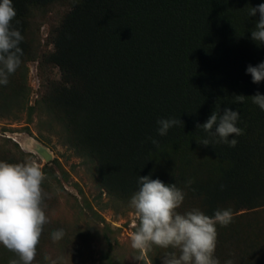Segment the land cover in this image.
Here are the masks:
<instances>
[{"label":"trees","instance_id":"16d2710c","mask_svg":"<svg viewBox=\"0 0 264 264\" xmlns=\"http://www.w3.org/2000/svg\"><path fill=\"white\" fill-rule=\"evenodd\" d=\"M262 3L12 0V26L24 37L19 44L23 55L8 84L0 85V119L19 122L25 117L27 133L36 119L41 136H55L81 160L98 198H108L104 207L134 213L129 202L139 190V177L150 176L185 192L177 209L182 214L199 209L213 216L218 209H231L232 222L216 226L215 258L220 264L229 259L233 264H264V110L251 98L257 92L264 95V81L253 83L246 71L264 62V44L251 38L260 14H249ZM44 24L49 30L43 44L39 31ZM34 62L40 85L31 104L28 73ZM53 69L57 78L51 76ZM237 95L245 96L243 103L235 102ZM225 109L240 112L237 127L243 134L229 137L238 141L235 147L197 128ZM173 118L182 123L158 135L157 121ZM204 139L209 145L197 142ZM33 157L0 138V161L22 163ZM54 163L41 167L50 222L33 264H50L46 256L62 259L74 253L68 226L50 216L68 179ZM188 180L193 181L190 187L185 186ZM85 204L92 224L104 222L99 264H163L167 253L179 255L155 245L144 253L128 252L119 229ZM77 212L82 215L83 210ZM61 228L65 236L54 243L50 234ZM50 248L58 254L51 256ZM12 259L18 257L0 245V264Z\"/></svg>","mask_w":264,"mask_h":264},{"label":"clouds","instance_id":"9594fccd","mask_svg":"<svg viewBox=\"0 0 264 264\" xmlns=\"http://www.w3.org/2000/svg\"><path fill=\"white\" fill-rule=\"evenodd\" d=\"M260 14L256 22V30L251 38L257 44H264V3L250 9V15ZM16 11L12 0H0V85L8 84L9 75L21 65L22 49L20 42L24 39L21 32L13 28L12 22ZM19 23V21H17ZM253 83L264 81V62L256 66L249 65L246 69ZM252 102L264 110V95L256 93L251 96ZM244 95L235 96L236 103H243ZM239 111L225 109L223 115L213 112L208 120L197 128H202L212 136L218 137L217 142L235 147L238 141L230 136H240L243 130L237 127ZM182 123L176 119H160L158 135L165 136L173 126ZM215 130L213 131V129ZM153 145L158 141L150 138ZM209 145V140L197 141ZM46 179L41 166L34 160L22 163L0 161V245L16 254L9 264H33L37 255V247L44 226L49 218L44 211L46 193L42 184ZM192 180L185 182L190 187ZM139 190L129 202L139 224L131 233V247L141 253L148 251L153 245L163 249L172 248L176 251L164 256L163 264H220L215 258L217 246V224L227 227L233 220L231 209L216 210L213 216L204 214L199 209L180 213L177 209L182 205L185 192L176 184H165L150 176L139 177ZM51 240L55 243L65 236L64 229L51 232ZM45 260L50 264H61V258ZM224 264H233L226 260Z\"/></svg>","mask_w":264,"mask_h":264},{"label":"rangeland","instance_id":"374dc122","mask_svg":"<svg viewBox=\"0 0 264 264\" xmlns=\"http://www.w3.org/2000/svg\"><path fill=\"white\" fill-rule=\"evenodd\" d=\"M49 25L44 24L40 28L41 42L45 43ZM52 77L57 78V69L52 70ZM28 82L31 87L30 103L38 97L40 80L38 76V63L29 64ZM25 117L19 122L0 119V138H8L15 142L24 152L32 154L36 163L41 167L44 164L59 166L68 173V179L63 182L62 192H58V203L50 215L54 219L60 220L68 226L73 243L70 245V256H64L61 261L64 264H99V252L104 244L100 237V227L104 222H99L98 227L92 224L87 215H90L89 209L85 207V202L91 205L93 211L97 212L106 224L113 229H119L118 238L124 243L125 249L129 252L131 247V233L136 225L137 217L134 213H124L122 208L104 207L108 198L101 195L98 198V192L93 180L87 170L81 165V160L73 153L63 147L57 138L48 135L41 130L43 136L39 134L36 119L29 124L30 133L24 131ZM45 151L51 156L49 162L44 161L39 152ZM62 178V177H61ZM83 210L82 215L77 211ZM85 235V236H84ZM84 236V237H83ZM58 249H49V254H58ZM126 264H129L128 261Z\"/></svg>","mask_w":264,"mask_h":264},{"label":"water","instance_id":"95a60500","mask_svg":"<svg viewBox=\"0 0 264 264\" xmlns=\"http://www.w3.org/2000/svg\"><path fill=\"white\" fill-rule=\"evenodd\" d=\"M39 154L46 162H49V160L51 159V156L45 151H40Z\"/></svg>","mask_w":264,"mask_h":264}]
</instances>
